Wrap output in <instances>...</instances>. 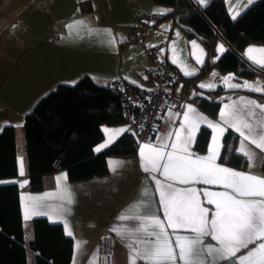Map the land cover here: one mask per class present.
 Segmentation results:
<instances>
[{
    "label": "crops",
    "instance_id": "crops-1",
    "mask_svg": "<svg viewBox=\"0 0 264 264\" xmlns=\"http://www.w3.org/2000/svg\"><path fill=\"white\" fill-rule=\"evenodd\" d=\"M82 1L88 2L89 11L81 9ZM224 4L232 17L230 6L234 5L240 13L249 3L248 0H224ZM142 10L155 12L159 17L165 11L153 4L152 0H0V132L6 125L14 126L17 164V176L1 178L0 183L15 182L19 186L27 264H35V252L28 247L32 236L31 222L35 217H44L51 223H60L64 233L72 238L70 264H92L93 261L95 264H129L127 244L138 239L153 238L144 237L138 232L133 234L141 221L120 220L118 217L157 215L167 227L157 191V180L172 183L175 188L181 190L197 189L201 204L209 209L208 218L211 219L215 205L207 203L203 192L205 190L231 192L230 189L222 185L167 181L160 172H145L142 168L141 146L151 144L159 147L166 141L168 147L165 148V153L171 151V145L176 140L175 133L184 122V113L188 106L207 118L200 128L205 127L210 132L204 150L199 151L195 144L199 132L197 131L195 140L189 148L194 154L193 158L207 156L212 146V138L217 135L219 142V154L215 161L217 165L264 177L261 169L264 151L248 141L242 145L239 133L225 125L220 118L221 109L225 105L240 106L242 97L258 104H264V98L238 93L222 101L217 115L212 117L190 100L195 92L190 90L184 93L183 82L179 79L165 88L186 98L182 110L175 112L169 106H165L162 120L167 123L166 127L156 129L149 141L138 143L134 154L109 156L106 159L107 172L88 179L71 181L65 170H57L44 178L42 190H29L23 118L49 91L61 84L73 85L84 76L98 83L117 79L142 90L154 89L150 74L163 62L169 63L183 76H189L185 74L187 72L194 75L199 71L203 64L199 60L204 62L206 57L201 40L177 32V25L171 20L169 24L159 19L148 31L144 43L127 41V30L135 15ZM193 41L196 46L193 45ZM218 42L215 58L228 48L221 40ZM221 46L223 51L219 50ZM249 47L264 48V45L249 44L242 51L243 58L250 65L264 68L248 58ZM253 81L255 80L245 82ZM256 112L257 116L251 118L253 123L261 116L259 109H256ZM208 122L220 124L225 131L219 135L208 126ZM228 130L238 136L235 150L242 154L239 150L245 147L248 152L254 154L253 161L250 162L244 154L242 155L246 158V163L241 167L228 165L221 160L223 137ZM102 131L104 137L96 145V152L97 148L102 150L124 132L129 131V128L124 122L120 125L103 126ZM20 157L23 158V176L19 174ZM44 194L51 195L41 201V206L37 210L48 214L25 219L27 202L25 198L43 197ZM69 199L71 203L68 202ZM114 228L116 231L112 230ZM167 230L174 241L173 230L170 228ZM68 231L72 234L68 235ZM176 232L179 235H193L188 229H177ZM216 243L211 236L204 238L205 245ZM246 252L247 249H243L237 256ZM137 264L145 262L137 261ZM220 264H235V258L221 261Z\"/></svg>",
    "mask_w": 264,
    "mask_h": 264
},
{
    "label": "trees",
    "instance_id": "trees-1",
    "mask_svg": "<svg viewBox=\"0 0 264 264\" xmlns=\"http://www.w3.org/2000/svg\"><path fill=\"white\" fill-rule=\"evenodd\" d=\"M194 1L207 20L189 0H152L153 4L165 10L160 20L170 19L177 23L187 37L199 38L205 48L206 57L199 71L194 75H180L184 93L193 90L195 93L190 100L212 117L217 115L222 101L238 93L264 98V92L245 87L201 89L198 86L199 79L211 71L232 73L234 79L241 82L253 80L261 74L243 58L242 51L249 44L264 45V0L248 4L235 19L227 12L224 0H209L206 5ZM80 7L89 11L86 1H82ZM215 30L233 48H227L218 58H215L216 44L220 38ZM112 81L98 83L84 76L73 85H58L24 115L29 190H42L44 178L57 170H65L71 181L105 174L109 156H127L136 152L138 141L130 130L102 150L95 151L104 137L103 126L125 122L121 94L112 88ZM131 86L135 90L140 89ZM209 134V129L200 128L195 142L199 151L204 150ZM237 138L231 130L225 133L221 160L241 167L245 165L246 158L235 150ZM261 169L264 172V157ZM15 176V128L6 125L0 132V179ZM31 226L28 247L35 252V264H70L73 240L64 233L60 223L35 217ZM0 264H27L19 186L15 182L0 183Z\"/></svg>",
    "mask_w": 264,
    "mask_h": 264
},
{
    "label": "snow or ice",
    "instance_id": "snow-or-ice-1",
    "mask_svg": "<svg viewBox=\"0 0 264 264\" xmlns=\"http://www.w3.org/2000/svg\"><path fill=\"white\" fill-rule=\"evenodd\" d=\"M198 2L206 5L209 0ZM252 2L254 0H248L249 4ZM229 11L233 19L240 14L234 5L229 7ZM192 43L196 46L195 41ZM219 50L223 51V47L221 46ZM247 55L255 64L264 67V48L249 47ZM199 62L203 63L202 60ZM224 79L227 82L229 77ZM229 87H245L251 91L264 92V85H250L248 82L244 85L229 84ZM241 102L240 106L225 105L221 109L220 118L225 125L239 133L242 145L248 141L264 151V104L243 97ZM256 109L260 110L261 116L253 123L251 118L257 116ZM206 121V117L188 106L184 113V122L175 133L176 140L171 145V151L165 153V148L168 147L166 141L159 147L151 144L141 146L142 168L145 172H160L167 181L222 185L231 192L208 190L203 192L207 203L215 205V211L209 219V209L202 206L197 189L181 190L175 188L172 183L157 180V191L167 227L157 215L118 217L120 220L141 221L133 234L138 232L144 237L153 238L138 239L127 244L129 264H137V261H143L145 264H220L221 261L232 258H235V264H264V177L217 165L215 163L219 154L217 135L212 138V146L207 156L193 158L194 154L189 151L190 145L195 140L200 125ZM208 126L219 135L225 131L218 123L208 122ZM99 150L100 148H97V151ZM239 151L250 162L254 160V154L248 152L245 147H241ZM18 159L19 174L23 176V158ZM49 195L51 194H44L43 197H26L25 219L35 215H47L48 213L37 209L41 206V201ZM68 202L71 203V200ZM168 228L173 230L174 241L169 235ZM177 229H188L193 235H179ZM112 230L116 231L115 228ZM67 234L72 233L68 231ZM207 236H211L217 242L216 245H205L204 238ZM250 245L254 246L249 247ZM243 249H247V252L237 256Z\"/></svg>",
    "mask_w": 264,
    "mask_h": 264
},
{
    "label": "built area",
    "instance_id": "built-area-1",
    "mask_svg": "<svg viewBox=\"0 0 264 264\" xmlns=\"http://www.w3.org/2000/svg\"><path fill=\"white\" fill-rule=\"evenodd\" d=\"M158 20L159 16L155 12L139 11L127 30V41L144 43L148 31ZM179 79V71L169 63L163 62L150 74V80L155 85L154 89L135 90L122 80L111 82L112 88L120 91L124 121L136 136L138 143L149 141L156 129L166 127L167 123L162 120L165 106H169L175 112L182 110L186 98L164 88Z\"/></svg>",
    "mask_w": 264,
    "mask_h": 264
},
{
    "label": "rangeland",
    "instance_id": "rangeland-1",
    "mask_svg": "<svg viewBox=\"0 0 264 264\" xmlns=\"http://www.w3.org/2000/svg\"><path fill=\"white\" fill-rule=\"evenodd\" d=\"M161 21H167V22H169V24L171 23L170 19H162ZM176 25L178 28V29H176V31L179 33L182 32L184 34L181 27L178 26L177 23H176ZM178 30H180V31H178ZM182 33H180V34H182ZM218 44H219V42H218ZM231 48H232V46H231ZM225 77H229L227 82H225V79H224ZM254 80L255 81H253L252 83H249V84L250 85H253V84L264 85V75L263 76L258 75L254 78ZM229 84L244 85L245 81L241 82V81L234 79L232 73H217L215 71H211L209 74L204 75L198 81V86L200 88H203V89H212V88H216L217 86H223L225 88H237V87H229ZM201 85H204V87H201Z\"/></svg>",
    "mask_w": 264,
    "mask_h": 264
},
{
    "label": "water",
    "instance_id": "water-1",
    "mask_svg": "<svg viewBox=\"0 0 264 264\" xmlns=\"http://www.w3.org/2000/svg\"><path fill=\"white\" fill-rule=\"evenodd\" d=\"M191 4L195 7V9L203 16L204 19L207 20V18L203 15L201 9L197 5V3L194 0H189ZM215 32L219 35L220 40L229 48L232 49L231 46L225 41V39L215 30ZM258 71H260L261 74H264V70H260V68H256Z\"/></svg>",
    "mask_w": 264,
    "mask_h": 264
}]
</instances>
